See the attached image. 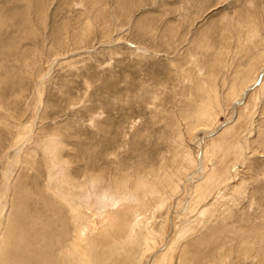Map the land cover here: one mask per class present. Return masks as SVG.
Masks as SVG:
<instances>
[{"label":"rangeland","instance_id":"374dc122","mask_svg":"<svg viewBox=\"0 0 264 264\" xmlns=\"http://www.w3.org/2000/svg\"><path fill=\"white\" fill-rule=\"evenodd\" d=\"M74 31L76 37H70ZM34 52L35 81L17 73ZM261 68L264 0H0V75H16L4 92L22 78L29 103V130L22 140L18 129L0 127V189L11 174L12 195L24 173V187L48 197L45 183L53 173L48 157L55 146L50 139L57 136L63 142L61 158L75 177L87 167L109 173L115 168L113 177L130 179L173 167L169 195L142 214L145 220L129 237L108 223L114 216L127 218L133 204L104 183L110 189L104 200L96 193L89 208H82L87 218L81 216L77 232L83 239L77 263L216 264L228 245L234 251L222 264H258L243 257L240 240L264 229V74L247 94L238 97L237 89ZM196 83L213 86L218 96L208 125L197 132L193 127L200 116L191 111ZM21 143V157L35 150L41 165L32 172L24 167L22 174L18 165L8 173L9 156ZM178 156H185L184 163L175 160ZM11 197L0 203V246ZM33 199L30 194L25 201L30 210ZM57 218V226L66 228L60 254L53 251L61 264L72 227L64 216ZM229 238L233 244L225 243Z\"/></svg>","mask_w":264,"mask_h":264},{"label":"bare ground","instance_id":"6f19581e","mask_svg":"<svg viewBox=\"0 0 264 264\" xmlns=\"http://www.w3.org/2000/svg\"><path fill=\"white\" fill-rule=\"evenodd\" d=\"M94 5H95V3H94ZM93 8H94V6H93ZM98 15L101 17L103 22H106V18L104 16L103 11H101ZM105 31H106V29H104V32ZM75 35H77V34L74 31V33H71L70 37H74ZM251 35L257 36V33H254ZM254 38H255V36H254ZM63 39L64 38L60 39L59 45H61V43L64 41ZM77 44H78V42H77ZM257 47H258V45H257ZM37 56H38L37 53H35V52L33 54L31 53V57H29V58L26 57L23 60V65L25 67L24 68L22 67L21 70L15 69V71L17 70V73L19 74L20 77L24 76V78H26V79L29 77L30 79H33V81H35V79L37 78L36 69L38 68V65H39V62L37 60H35L37 58ZM194 66H196V65H194ZM24 69H26V70H24ZM3 73H4L3 75H0V109H3V110H0V127L6 128L8 130L11 128L18 129L16 131V135L18 134L17 139L20 141L27 135L28 130H29V127L25 126V119H26V117H25L26 111L25 110H27V111L29 110V105H28L29 103L27 104L28 98L25 96L26 86L22 83L23 79L21 78V80L18 83H15L17 85H15V86L10 85L11 86V88H9L10 90L7 93H5L6 92L5 87L8 86L7 83H9V80L11 78H14V80H15L14 76H16V75H12L10 71H6V72L4 71ZM189 74H190V72H189ZM263 74H264V68H261V70L254 73V76L252 78H248L245 81L242 88H240V90H239V88L237 89L240 92L238 94V97H239V95H242V94L244 95L245 93L247 94L246 91H248V89L251 88L250 86H253L254 83H256V80L262 75L259 82L261 81V79L263 78ZM185 75H186V73H185ZM17 80H18V78H17ZM36 85H38V83ZM195 87H196V91L198 92L197 101H196V104H194V105H196V108H195L196 110H191V111L196 112V114L198 116H200V120L198 122L196 121L197 124L193 127L195 132H197L199 129H202L204 126L208 125V124H206V123H209L207 120V115L209 114V110L212 109L217 104V102H218L217 97L218 96H217L216 92L214 91V87L211 85L209 88H206L203 85H201L200 83H196ZM233 93L237 94V91L235 92L233 90ZM236 102H238V99L234 103H236ZM186 115H187V113H186ZM209 117L211 118V116H209ZM52 139L53 138H51L50 141H53L52 144H54L55 146L53 148L52 157H48V158H50V162H51L52 168H53V173H52V176L50 178V181L45 183V187H46L45 192L47 193L48 197H45L41 193V191L40 192L38 191L37 194L33 193L31 191L29 192L30 188H28V190H27L24 187V183L22 180V179H24V180L27 179V176L24 173L22 174V172H24V170H23L24 167L28 168L27 170L32 172V171H37L38 167H40V165H41V164L38 165V162L36 161L35 150H32L34 152L29 151L28 153L24 154V158H25L24 159L23 156L21 157L22 150H23L22 147L25 146V145H23L24 143L22 142L23 144L21 143L20 145H18L19 147L15 150L16 154L14 153L15 155H13V157L9 156L10 168L8 169V173H10V172L12 173L13 167H16L19 165V166H21V174L22 175L19 176V180L21 183L19 182L15 186H12V188L14 189L12 192V195L10 194V191H11L10 190V184L11 183L9 184V176H11V174H9L8 177H5V179H3L4 183L0 189V203L4 200L7 201V199H9L8 197L12 196L11 197L10 211H9L8 217L6 219V223H5V237L3 239V243L0 246V264H56V260L53 258V251H58V253H59L62 241H65L64 240L65 237L63 240H61L62 234L65 231L64 230L65 226L63 225L64 223L60 224L58 222L59 225L63 226V229L61 231L58 230L59 225L57 226V220H58L57 217L59 215L64 216L66 221L69 223L68 225L72 227V234L70 236L71 240L69 243V247L68 248L66 247L67 250L65 252L61 253L62 258L59 257L63 261L61 264H79V263H77V254L79 252L78 246H80L79 241H81V240L83 241V239L80 240L79 234L77 232H79L81 216L83 215L82 214V208H84V207L89 208V205H91L92 201H93L91 199L92 195L98 193L97 196H99L100 199L104 200L105 195L108 194L109 190L111 189L115 193H118V192L121 193L122 192L123 195H125L126 197L128 196V198L131 200V202L133 204L131 206V208H129V210L127 212H125V213L129 214V216L127 218L124 217L125 219H123L122 221H120L119 218L116 220L115 216H114L113 219H115V221L119 220L118 224L115 221L113 223V219L111 220V218L109 219L108 224H111V225L114 224L116 226H119L118 228H119V230H121V234L129 237L130 232H133V230L135 228L136 229L139 228L142 225L141 223H143L142 221L145 220L146 217H143L142 214L146 215V213H149V207L157 205L155 207V209H157L159 206H161V204H159V203H162L163 201H165L164 199H166V197H167L168 190L171 189L172 185L175 183V181H173V178L171 177V175H169V172L173 167L171 169H169V172L164 167H162L160 170L157 169L158 171L150 172L149 174H151V176L148 177V175H146L147 178L135 175L132 179H130L129 177H126V176H123L122 178L113 177L112 171H114L115 168H114V170H112L109 173V171L107 172L106 169L96 170L94 168L87 167L82 175L75 177L71 173L70 165L67 164L66 162H64L63 159L61 158L60 153H61L62 148H63L62 139H60V137H58V136L55 137L54 140H52ZM180 139H182V138H180ZM175 140H177V139H175ZM25 141H27V139H25ZM179 141H180L179 143H181V140H179ZM43 145L44 144H42V146ZM36 146H34V148ZM39 146H41V144ZM5 148H3V149H5ZM181 148H182V146H181ZM1 155H3V154H1ZM180 156H178L177 159L175 158V160L179 161L180 163L182 160V162L184 163L185 156L181 157V158H180ZM201 158L203 159V152L201 154ZM23 160H25V161H23ZM186 161H188V159ZM202 162H203V160H202ZM171 163H173V162H171ZM116 164H118V163H116ZM164 164H163V166H164ZM94 166H95V164H94ZM47 169H49V168H47ZM120 169H122V168L120 167ZM126 169H128V168H126ZM126 171H128V170H126ZM119 172H121V171H119ZM147 172H149V170ZM175 174H177V173H175ZM132 175H133V173H132ZM10 182H11V180H10ZM181 182H179V186L181 185ZM104 183H107V188L110 187L109 190H105V187L103 186ZM172 192H174V191H172ZM30 194L34 196L33 203H34L35 208L33 210H30V208H29L30 206L27 204V202H25L26 199L30 196ZM13 195H14V197H13ZM118 195L121 196V194H118ZM173 197H174V195H173ZM130 200H128V201H130ZM55 201L58 203H55ZM109 201H111V200L109 199ZM56 204H58L59 206ZM125 205L126 204H124L123 206H125ZM38 206H40V208H39L40 210L38 208H36ZM123 206H122V208H123ZM59 207H60V209L58 211L57 208H59ZM106 208H107V206H106ZM92 209H93V207H92ZM102 210L100 211L99 214L103 213V215H104L105 211L102 212ZM87 211H90V210H87ZM92 212H95V211L93 210ZM115 215H117V214H115ZM110 216H112V215L110 214ZM84 217H86V216H84ZM121 217H123V215ZM138 217L141 219H139ZM85 220H87V219H85ZM90 220H91V218H90ZM154 220H155V217H154ZM88 223H90V221ZM152 223H154V222H152ZM152 223H149L148 225H153ZM152 229H153V227H152ZM105 231H106V229H105ZM3 232H4V230H3ZM108 233H105V234L107 235ZM114 233H115V231H114ZM136 233H134V234H136ZM246 234L247 233H245L247 241H246L244 236H241L242 239L244 238L243 239L244 241L240 240L241 238L237 240L238 242L240 240L241 244L243 243V245H242L243 247H242L237 242L238 245L240 247H242V253L243 254L242 253L241 254L243 255V257L245 259L249 258V259L258 261V264H264V229L261 228L258 231L255 230L253 232V236H251L252 234L249 233V234H251L250 235L251 240H250L249 235L247 237ZM102 235H99L100 240L103 239V237H101ZM115 237L117 238L118 236H115ZM108 238H109V236H108ZM129 239H131V237ZM106 240H108V239H106ZM82 241L80 243H82ZM229 242H232V239L229 238L228 241H225V243H229ZM231 244H233V242ZM238 245H236V246H238ZM226 247L229 248L228 245H226ZM240 247H238L239 250H240ZM228 248L226 251L229 253L232 250V253H233L234 250L231 249L232 247L229 249ZM234 248H235V246H234ZM219 249L221 250L220 247H219ZM235 250H237V249H235ZM228 253H226L227 256L229 255ZM237 254H239V253H237ZM250 254H251V256H250ZM218 255H219V253H218ZM226 255H225V257H218V260L217 261L215 260V261L218 263L220 260L221 264L224 262L226 263L227 262ZM83 258H85V257L83 256ZM85 259H87V257ZM214 259H216V258H214ZM94 260L95 259H93V262H94ZM59 262H57V264ZM83 262H85V261H83Z\"/></svg>","mask_w":264,"mask_h":264}]
</instances>
